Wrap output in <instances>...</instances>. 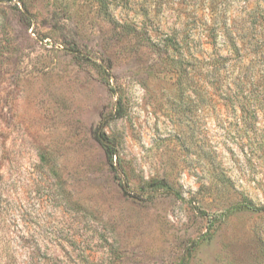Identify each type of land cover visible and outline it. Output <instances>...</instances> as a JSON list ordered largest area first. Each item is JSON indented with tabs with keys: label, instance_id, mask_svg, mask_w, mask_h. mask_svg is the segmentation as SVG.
Returning <instances> with one entry per match:
<instances>
[{
	"label": "rangeland",
	"instance_id": "obj_1",
	"mask_svg": "<svg viewBox=\"0 0 264 264\" xmlns=\"http://www.w3.org/2000/svg\"><path fill=\"white\" fill-rule=\"evenodd\" d=\"M249 1L0 0V264H264Z\"/></svg>",
	"mask_w": 264,
	"mask_h": 264
},
{
	"label": "trees",
	"instance_id": "obj_2",
	"mask_svg": "<svg viewBox=\"0 0 264 264\" xmlns=\"http://www.w3.org/2000/svg\"><path fill=\"white\" fill-rule=\"evenodd\" d=\"M242 2L244 7H248L251 4L249 0H242ZM251 11L255 14V19L253 21H247V19L244 18L243 20L249 23L247 27H241L239 29L235 27V25H232V23H227V21L219 24L218 22L221 21L219 18L221 17L215 14L213 19L211 18L212 22L207 29L208 36L214 45H217L216 43L219 38H223L224 41L219 44L235 52L240 57L241 62L245 61L247 52L254 53L253 51L259 48L261 49L258 50V53L264 56V0H257V4L252 6ZM148 45L154 50H160V43L152 39L148 40ZM221 58L226 63L229 59V54L221 55ZM243 78L245 77H239L238 80L243 82ZM95 137L101 140V135H99V133H96ZM106 154L111 160L113 153L106 149ZM250 206L248 205L249 208H252Z\"/></svg>",
	"mask_w": 264,
	"mask_h": 264
}]
</instances>
